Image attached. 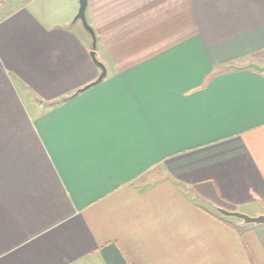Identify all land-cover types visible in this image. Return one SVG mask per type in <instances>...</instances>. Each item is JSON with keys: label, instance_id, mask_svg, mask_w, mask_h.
Here are the masks:
<instances>
[{"label": "crops", "instance_id": "0c3cea01", "mask_svg": "<svg viewBox=\"0 0 264 264\" xmlns=\"http://www.w3.org/2000/svg\"><path fill=\"white\" fill-rule=\"evenodd\" d=\"M75 11L0 5V264H264V0H87L76 95Z\"/></svg>", "mask_w": 264, "mask_h": 264}, {"label": "water", "instance_id": "95a60500", "mask_svg": "<svg viewBox=\"0 0 264 264\" xmlns=\"http://www.w3.org/2000/svg\"><path fill=\"white\" fill-rule=\"evenodd\" d=\"M78 3H79L78 12H77L73 21L74 22L80 21L82 23L84 29L92 37L93 43H92V48L89 52V56H90L92 62L95 64V66H97L100 69V75L98 76V77H102V79H100L98 82V83H100L104 79V77L106 76V70H105V67L103 66V64L97 60L96 52H95V46H96L95 44L96 43H95L94 34H93L92 29L88 26L86 19H85V10L87 7V0H78ZM230 68L231 69H238V70L251 69V70H254V71H257L259 73L264 74V67H260L256 64H247L246 66H242V67L230 66ZM98 83H95L94 85H97ZM92 86H93L92 83L88 84L87 89H89ZM83 91H84L83 88H81L79 93L83 92ZM74 95H76V94H74ZM217 211L223 216L234 217V218L240 219L243 221V223H246V224H262V225H264V214L257 216V217H248L247 215L241 214L239 212L227 211V210L221 209V208H217Z\"/></svg>", "mask_w": 264, "mask_h": 264}, {"label": "snow or ice", "instance_id": "6c2138e0", "mask_svg": "<svg viewBox=\"0 0 264 264\" xmlns=\"http://www.w3.org/2000/svg\"><path fill=\"white\" fill-rule=\"evenodd\" d=\"M86 70L87 69L84 66H79L77 69H75V72H77V73H83ZM92 75H95V72H93ZM85 78L91 81V76H87ZM100 79H102V77H97V79L95 81H92L93 86H94L95 83H98ZM78 83H80L81 85H83V90L84 91H87L88 85H84L82 80L81 81H78ZM73 87H76V85L75 84L70 85V88H73ZM79 91H80V89H77V92L75 94H79Z\"/></svg>", "mask_w": 264, "mask_h": 264}, {"label": "rangeland", "instance_id": "374dc122", "mask_svg": "<svg viewBox=\"0 0 264 264\" xmlns=\"http://www.w3.org/2000/svg\"><path fill=\"white\" fill-rule=\"evenodd\" d=\"M65 1L67 2V4H68L69 6H70V2H71V4H73L74 7H76V11H75V14H74L73 19H72V22H74L73 20H74L76 14H77V12H78V8H79L78 0H65ZM78 28H79V30L82 29V30L85 31V29H84V27H83V25H82V23H81L80 21H76V22H75L74 30H78ZM244 215H246V214H244ZM248 217H249V216H248ZM250 217H252V216H250ZM227 218H230V217H227ZM231 218H232V219H235L234 217H231Z\"/></svg>", "mask_w": 264, "mask_h": 264}, {"label": "trees", "instance_id": "16d2710c", "mask_svg": "<svg viewBox=\"0 0 264 264\" xmlns=\"http://www.w3.org/2000/svg\"><path fill=\"white\" fill-rule=\"evenodd\" d=\"M63 101H65V99L59 100L58 102H55V103H52V105L59 103V102H63Z\"/></svg>", "mask_w": 264, "mask_h": 264}, {"label": "built area", "instance_id": "2783aa9c", "mask_svg": "<svg viewBox=\"0 0 264 264\" xmlns=\"http://www.w3.org/2000/svg\"><path fill=\"white\" fill-rule=\"evenodd\" d=\"M4 0H0V5H1V3L3 2Z\"/></svg>", "mask_w": 264, "mask_h": 264}]
</instances>
